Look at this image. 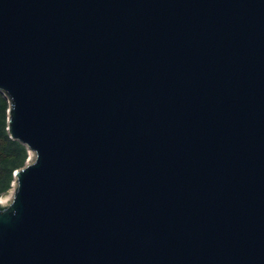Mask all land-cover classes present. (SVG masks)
Wrapping results in <instances>:
<instances>
[{
    "label": "water",
    "instance_id": "water-1",
    "mask_svg": "<svg viewBox=\"0 0 264 264\" xmlns=\"http://www.w3.org/2000/svg\"><path fill=\"white\" fill-rule=\"evenodd\" d=\"M0 264H264V0H0Z\"/></svg>",
    "mask_w": 264,
    "mask_h": 264
},
{
    "label": "trees",
    "instance_id": "trees-1",
    "mask_svg": "<svg viewBox=\"0 0 264 264\" xmlns=\"http://www.w3.org/2000/svg\"><path fill=\"white\" fill-rule=\"evenodd\" d=\"M7 107V98L0 92V194L8 190L13 180L12 171L22 166L28 156L25 144L8 135Z\"/></svg>",
    "mask_w": 264,
    "mask_h": 264
},
{
    "label": "rangeland",
    "instance_id": "rangeland-1",
    "mask_svg": "<svg viewBox=\"0 0 264 264\" xmlns=\"http://www.w3.org/2000/svg\"><path fill=\"white\" fill-rule=\"evenodd\" d=\"M33 157H34V155L32 154V152H31V156H30V152L28 153V156H27V158H26V160H25V163L26 162H28V161H31L32 159H33ZM16 169V168H15ZM14 169V170H15ZM13 170V171H14ZM13 171H12V175H13ZM14 177V176H13ZM12 188H13V182H11V185H10V187L8 188V190L7 191H5V192H3V193H1L0 194V200H4V201H6V200H8L10 197H11V194H12Z\"/></svg>",
    "mask_w": 264,
    "mask_h": 264
},
{
    "label": "bare ground",
    "instance_id": "bare-ground-1",
    "mask_svg": "<svg viewBox=\"0 0 264 264\" xmlns=\"http://www.w3.org/2000/svg\"><path fill=\"white\" fill-rule=\"evenodd\" d=\"M30 152V156H31V151H29ZM4 200H0V202H3Z\"/></svg>",
    "mask_w": 264,
    "mask_h": 264
}]
</instances>
